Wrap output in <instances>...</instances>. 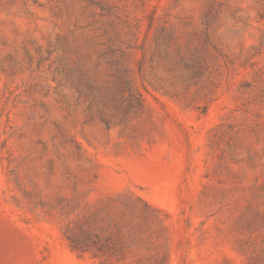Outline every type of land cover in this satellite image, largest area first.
Returning a JSON list of instances; mask_svg holds the SVG:
<instances>
[{
  "label": "rangeland",
  "instance_id": "1",
  "mask_svg": "<svg viewBox=\"0 0 264 264\" xmlns=\"http://www.w3.org/2000/svg\"><path fill=\"white\" fill-rule=\"evenodd\" d=\"M0 264H264V0H0Z\"/></svg>",
  "mask_w": 264,
  "mask_h": 264
}]
</instances>
